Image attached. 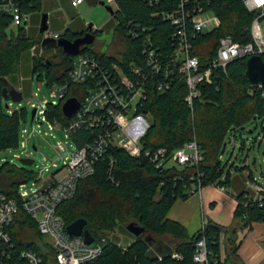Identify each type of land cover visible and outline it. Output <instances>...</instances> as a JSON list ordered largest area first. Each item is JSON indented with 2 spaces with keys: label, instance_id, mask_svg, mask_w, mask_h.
Instances as JSON below:
<instances>
[{
  "label": "trees",
  "instance_id": "trees-1",
  "mask_svg": "<svg viewBox=\"0 0 264 264\" xmlns=\"http://www.w3.org/2000/svg\"><path fill=\"white\" fill-rule=\"evenodd\" d=\"M68 0H60L72 19L70 28L64 30L63 37L74 40L88 29L83 30L82 20L69 9ZM119 11L115 33L122 36L120 50L116 56L106 51H98L95 44L84 48L88 53L103 62H115L123 68L131 64L144 63L142 50L146 34L133 39L128 35V23L146 28L151 35V42L158 48L162 58L171 59L174 31L171 23L161 15L167 10L166 5L149 6L143 0H117ZM50 4L43 0H26L24 9L27 12H48ZM214 11L221 19V26L211 32L197 35L194 40V55L199 57L202 66L208 67L217 54L219 40L231 36L235 41H251L250 27L255 18L242 0H218ZM38 21L34 15L32 22ZM51 22V16H50ZM11 17L0 13V152L16 149L20 143L21 118L26 116L27 109L14 112L13 103L6 102L3 89L6 81L13 82L21 69L23 55L39 44L41 38H34L29 29L18 27L11 30ZM75 30H74V29ZM54 44V43H53ZM52 43L49 48L58 49V54L48 55L45 50L42 56H32L31 79L35 75L51 85L64 82L71 68V56ZM60 58V62L56 59ZM264 61V54H262ZM247 58L230 62L226 68L214 71L211 84L200 86L201 95L195 99L193 109L186 102L188 87L182 75H172V87L166 92L158 91L161 74L149 78V94L139 114L152 115L153 122L141 137L145 150L156 151L167 148L170 152L186 142L197 141L203 153V160L197 167L159 169L146 157H133L126 150L111 147L105 156L96 164L93 176L79 182L78 190L72 199L63 202L58 214L70 225L79 219L87 221L86 229L98 238L108 232H115L119 227L132 236L133 241L126 246L118 239H110L103 254L86 264H194L195 245L202 238L206 239L212 264H225L220 258V235L223 227L209 221L204 231L199 230L190 235L187 228L178 221L168 217L175 202L188 200L190 194L186 186L190 185V176L203 174V185L208 186L219 181L225 173L227 164L220 160L230 132L242 131L245 125L264 112V99L261 90L251 85L247 75ZM22 72V69H21ZM14 84V83H13ZM18 88V87H17ZM28 85L22 83L23 95ZM86 86H71L69 95L82 100L87 94ZM50 121L65 123L62 112V101L58 105L49 102L46 109ZM94 136L91 129L83 128L75 138L78 147L90 141ZM113 162V164H111ZM238 167L237 171L245 170ZM33 177V172L18 167L10 162L0 167V191L10 197H16L21 184ZM229 172L226 180L231 184ZM239 202L235 218L242 228H250L253 223L264 224V207L250 204L244 207L243 192L237 196ZM134 223L145 229L139 237L127 230ZM10 232L20 250L32 249L43 258L44 264H56L54 254L42 243L36 222L24 211L18 215L17 223ZM231 254L238 250L236 238L229 239ZM179 255L181 258L174 257Z\"/></svg>",
  "mask_w": 264,
  "mask_h": 264
},
{
  "label": "built area",
  "instance_id": "built-area-1",
  "mask_svg": "<svg viewBox=\"0 0 264 264\" xmlns=\"http://www.w3.org/2000/svg\"><path fill=\"white\" fill-rule=\"evenodd\" d=\"M26 0H0V13L8 14L11 17L9 29L25 27L32 20L31 12L24 9ZM44 1V0H43ZM85 0H71V5L78 8ZM106 6L111 7L115 14L119 11L117 0H99ZM149 6L166 5L167 10L163 11L162 17L171 23L174 31L171 35L173 51L171 59L166 61L162 54L158 52L151 42V35L146 28L128 23V35L133 39L146 34L142 55L144 63L131 64L127 69L115 62L107 63L94 55L81 53L71 56V68L68 78L59 84L53 96L58 101L53 102L58 105L68 98H76L69 95L71 86H86L87 94L80 102L79 111L71 118H66L65 123L58 120L50 121L46 115L47 104L41 103L36 107L35 122H47L50 131L59 124L66 136L73 142L75 150L67 157L63 167L53 172L48 181L42 182L39 175L35 177L36 187L42 183L40 188L23 190L25 183L21 184L16 197H10L0 191V264H44L43 258L38 252L32 249L20 250L10 232L16 225L18 215L24 211L32 220L36 222L37 229L41 235L42 242L54 254L56 264H86L98 259L104 252L105 246L111 239L108 232L94 238L93 243L87 244L83 236H71L67 232L68 224L62 216L58 214L59 206L72 199L77 190L79 182L93 176L96 172V164L103 158L111 147L126 150L133 157H140L144 152L152 163L159 169H170L174 166L178 168L197 167L203 160V153L197 141L186 142L179 148L170 152L167 148H159L156 151H147L141 143V137H136V119L142 114V109L148 99L149 78L154 74L164 76L158 84V91L166 92L172 87V75L178 73L185 79L188 87L186 102L193 109L194 101L200 93L202 84H211L215 70L226 68V66L239 58L249 59L255 55L264 54V35L261 28V20L264 19V0H242L249 12L255 14L251 24V41L241 43L235 41L231 36L221 37L217 49V54L208 67H203L199 57L194 55V40L197 35L211 32L221 26V19L214 11V3L218 0H143ZM49 16L51 15L48 12ZM50 21H48L49 25ZM50 28V27H49ZM88 29V28H87ZM88 32H98L93 26ZM63 37L59 33H51L49 29L42 34L39 44L30 49L31 56H42L44 53L43 42L45 40L58 41ZM254 87V86H253ZM257 88V87H255ZM261 90V97L264 99V87ZM35 107V104H31ZM255 121L264 124V112L255 118ZM39 125V126H40ZM83 128L91 129L94 132L93 138L86 142L84 146L78 147L75 138ZM134 128V130H133ZM35 129L29 136L27 129L23 130V140L20 138L19 149L26 155L25 158L37 161L33 152L28 151L29 138L34 137ZM37 133H42L40 130ZM234 135L235 132H230ZM48 135V133H46ZM22 137V136H21ZM28 137V138H27ZM227 141V140H226ZM231 144L232 141L230 140ZM227 142L220 160L227 164L222 178L213 183L223 192H228L230 185L222 184L226 180L229 172L231 181L238 167L230 160L224 161ZM60 151H65L63 145H59ZM12 150V149H10ZM18 159H22L19 158ZM173 164V166L170 165ZM113 164V162L111 163ZM17 165V163H16ZM57 167V164H53ZM243 170L242 172L246 171ZM49 172V169H46ZM203 174L190 176V185L186 186V191L190 195L198 194L202 196ZM242 204L248 207L250 204H258L264 207V183L252 177L249 170L244 179V189ZM238 195H236L237 198ZM239 204V202H238ZM203 223L201 230L204 231L207 222L202 214ZM194 264H212L211 254L208 251L206 239L202 238L195 245ZM176 258H181L175 255Z\"/></svg>",
  "mask_w": 264,
  "mask_h": 264
},
{
  "label": "rangeland",
  "instance_id": "rangeland-1",
  "mask_svg": "<svg viewBox=\"0 0 264 264\" xmlns=\"http://www.w3.org/2000/svg\"><path fill=\"white\" fill-rule=\"evenodd\" d=\"M56 4V10L51 12L49 32L50 34H63L64 30L68 29V27L70 28L72 19L67 11L60 10L59 4ZM44 13L47 12L43 10L42 12L31 14V19L32 16L37 15L38 21L32 22L31 20L27 25L29 34L36 39L42 38L40 30ZM75 17L77 19L80 18V20L83 21V30L87 29L89 24H93V26L97 28L98 37L95 46L98 51L102 52L108 49L107 53L109 55L116 56L118 54L122 36L115 33L117 19L108 12L105 6H102L100 2L93 5L84 3L76 10ZM261 28L264 35V19L261 20ZM12 29L14 31L17 30V28ZM9 33L11 34V29H9ZM45 51L51 56L58 54V49L55 47L49 48ZM56 61L60 62V58H57ZM31 68L32 56L30 52H26L23 55L21 62L22 72L20 69L16 77L12 79L13 82H10L15 87L22 86V83H26V85H28L26 93L23 95L21 104H13L14 107L11 109V112L22 108L27 109V114L21 118L20 123L21 140H23L22 132L24 129H27V136L31 134L33 129L36 130L34 137L29 138L28 151L35 154V157L40 160V164L38 167L27 168L33 172V177L29 178L28 181L25 182V186L22 188L23 190L27 191H30V189L40 188L42 186V183H39L36 187L34 186L36 183V175H39V178L42 182L48 181L51 174L63 167L66 158L70 157L71 153L75 150L72 140L66 136L62 129H60L59 124L56 123V127L53 131L49 130L47 122L42 123L41 126V122L38 121L35 122L33 126V110L36 107H40L42 102L53 103L58 101V98L53 96V92L57 91L60 85L58 83L55 84V87L48 85L46 81L40 80L37 75L31 79ZM31 104H35L36 106L33 107ZM35 119H37V117ZM152 122L153 118L150 114H142L137 117L135 124L136 129L134 131L136 132L135 136L138 138L141 137L146 132L147 128L152 124ZM244 129V131H236L234 135H227V147L224 154V161L230 160V163H235L236 166H247L245 172H238L233 177V179L235 177L241 178L242 184H240V191L244 189V179L246 178V174L249 172V170L252 172V177L257 178L260 182L264 183V124L262 122L253 120L247 123ZM39 130L42 133H37ZM46 133H48V135H46ZM230 140L232 141V144ZM59 145L64 146V152L58 149ZM18 157H26V155L23 154L19 148L0 152V167L6 162L16 164L18 162ZM54 163L57 164V167L53 166ZM170 165L173 166L172 163H170ZM46 169H49V172H46ZM231 183L232 185L228 188L231 194L227 195L235 196L236 192L233 193L234 182L232 181ZM209 186L214 187L216 192L221 193L217 187L213 185ZM199 214L200 218L202 219L201 209ZM204 214L206 221H208V206ZM110 237L112 239H118V241L123 246H126L133 241L132 236L120 229V227L115 232L110 234ZM42 243L44 244V242Z\"/></svg>",
  "mask_w": 264,
  "mask_h": 264
},
{
  "label": "crops",
  "instance_id": "crops-1",
  "mask_svg": "<svg viewBox=\"0 0 264 264\" xmlns=\"http://www.w3.org/2000/svg\"><path fill=\"white\" fill-rule=\"evenodd\" d=\"M45 2L50 4L48 11L50 13L56 10V3L59 4L60 10L68 12L64 6L60 5V0H44V3ZM98 2L100 1H84V3H88L90 5ZM67 4L69 9L76 13L78 8L72 7L71 0H68ZM20 88L21 86L18 87V89ZM233 182V193L236 192V195H238L242 192V190L240 191V184H242L241 178L235 177ZM214 189V187L209 185L204 186L201 197L198 194H194L186 201L181 199L177 200L171 208L168 217L184 225L189 234L194 235L196 232L201 230L203 223V218H200L199 211L201 209L205 218L204 213L206 212V208L208 206L209 214H207L208 221L206 222L208 223L209 221H212L224 229L220 235L219 241L221 260L225 264H264V224L256 222L253 223L250 228H242L239 221L235 218V213L238 208L236 195H227L231 194L230 191L223 192L220 190L221 193H218ZM230 238L237 239L238 250L235 254H231L229 252Z\"/></svg>",
  "mask_w": 264,
  "mask_h": 264
},
{
  "label": "water",
  "instance_id": "water-1",
  "mask_svg": "<svg viewBox=\"0 0 264 264\" xmlns=\"http://www.w3.org/2000/svg\"><path fill=\"white\" fill-rule=\"evenodd\" d=\"M102 6H105L108 12L117 19L115 11L106 6L103 2H100ZM49 14L44 13L42 24H41V34H44L48 29ZM119 24L117 19V25ZM93 24L88 25V29L92 30ZM95 35L90 31L87 32L83 37H78L74 40L67 38H61L60 40L52 41L45 40L43 42L44 49L49 48V45L54 43V46H58L62 49L63 53L68 56H77L83 53V50L88 45H92L95 41ZM246 75L254 87H264V61L261 55H255L247 60V71ZM3 96L6 102H11L13 104H21L23 100V93L20 89L13 86L10 82L6 81L5 88L3 89ZM80 109V102L76 98H68L62 105V112L66 118L73 117ZM36 116V110L32 112V121ZM245 129L243 128L242 131ZM252 132V131H251ZM17 166L21 168H31L37 166V161L27 158L18 159ZM87 221L85 219H79L72 224L68 225L67 232L71 236H83L87 244H91L94 241L93 235L86 229ZM127 230L136 237L142 235L145 231L144 228L131 223L127 226Z\"/></svg>",
  "mask_w": 264,
  "mask_h": 264
},
{
  "label": "flooded vegetation",
  "instance_id": "flooded-vegetation-1",
  "mask_svg": "<svg viewBox=\"0 0 264 264\" xmlns=\"http://www.w3.org/2000/svg\"><path fill=\"white\" fill-rule=\"evenodd\" d=\"M87 32H88V31H86L85 34H86ZM85 34H84V35H85ZM93 34H94L95 37H96V38H95V41H94L93 44H96V40H97V37H98V36H97L98 32H94ZM84 35H82V36H80V37H83ZM107 50H108V49H107Z\"/></svg>",
  "mask_w": 264,
  "mask_h": 264
}]
</instances>
